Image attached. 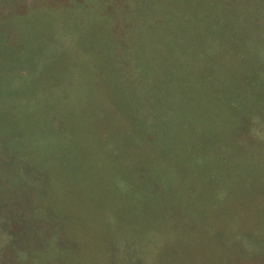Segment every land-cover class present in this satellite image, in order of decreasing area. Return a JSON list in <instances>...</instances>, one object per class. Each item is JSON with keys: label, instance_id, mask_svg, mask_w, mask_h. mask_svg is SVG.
I'll list each match as a JSON object with an SVG mask.
<instances>
[{"label": "rangeland", "instance_id": "rangeland-1", "mask_svg": "<svg viewBox=\"0 0 264 264\" xmlns=\"http://www.w3.org/2000/svg\"><path fill=\"white\" fill-rule=\"evenodd\" d=\"M129 1L27 0L26 4V0H0V242L5 241L13 257V260H0V264H164L166 261L168 264L170 256L182 262V255L194 254L193 246L198 247L204 236L227 240L225 233L241 226L238 210H245L244 228L263 222L257 232L264 235V217L260 214V211L264 213L262 194H251L250 207L245 208L236 207L233 197L225 204L218 196L212 197L216 207H211V199L206 207L191 208L184 207L182 199V202L172 201L169 206L154 208V213H149L150 207H137L142 165L149 169L150 179L156 180L164 177L168 168L157 169L156 159L145 152L140 154L136 140L133 143L123 140L117 148L108 144L113 135L105 132L112 129L111 110H117L114 99L120 101L119 95L109 92L112 89L108 75L98 71L101 64L98 67L95 63L94 74L81 72L93 65L94 60L89 55L92 49L87 52L75 39L79 33L76 22L85 17L87 7L94 11L89 17L100 19L105 5L111 6L110 13L123 12V15L116 22L109 21L102 38L114 42L113 33L107 32L110 30H115L119 37L133 35L129 15L142 19L134 17L136 12L133 14ZM140 1L134 3L137 10L138 6L142 8V3L138 5ZM160 1L164 6L169 0ZM257 17L261 18L256 23L258 27L245 28L240 34L247 42L225 45V56L216 62L217 69L228 80L231 78L234 85H248L255 73L264 71V60L242 52L245 45L250 49L257 45L264 53V14ZM167 24L168 20L162 19L157 27ZM63 33L66 34L63 38L72 42L71 50L65 43V51L60 49L59 38ZM218 43L221 42H215V48ZM123 46L133 48L130 41ZM129 50L126 56L130 55ZM62 52L66 54L63 56ZM235 53H243L244 57L236 61ZM229 55L232 60L228 59ZM124 56L120 51L106 65L113 84L125 90L128 87V95L135 97L131 87L141 82L139 77L135 79L136 69L146 66L134 60L136 55ZM232 61L238 65L234 67ZM255 84L245 90L252 98L256 90L264 89V74ZM242 107L239 105L235 111L221 105L216 124L221 130H228L224 134L237 127L238 145L229 147L228 161L255 167L264 164L262 152L260 157L252 154L253 147L264 148V110L249 111L244 105V112L248 113L243 114L239 112ZM98 115L100 121L96 120ZM120 117H114L118 123L114 128L124 137L127 130H134L133 120L121 111ZM103 122H106L105 132L100 135ZM63 129L73 139L65 151L59 146ZM220 135H216L218 141ZM202 143V140L195 142L198 146ZM194 172L181 173V180ZM237 184L232 182L228 188L240 191ZM253 190L251 187L250 191ZM176 191L178 198L183 197L184 185ZM238 199L246 203L243 192L238 193ZM175 203L179 206H173ZM227 207L234 211L235 220L223 213ZM260 216L263 221H259ZM191 219L201 221L192 225ZM194 227L197 229L192 230Z\"/></svg>", "mask_w": 264, "mask_h": 264}, {"label": "trees", "instance_id": "trees-1", "mask_svg": "<svg viewBox=\"0 0 264 264\" xmlns=\"http://www.w3.org/2000/svg\"><path fill=\"white\" fill-rule=\"evenodd\" d=\"M136 1L130 0L129 3L133 5V14L136 12L134 17H141L142 20L134 19L128 14L134 27L133 35L119 37L117 33H114L115 30H110L107 32L113 33L114 42L102 38L101 33L106 32L105 28L109 21L116 22L123 15V12L110 13L111 6L109 8L105 5L106 10L100 19L95 16L89 17L94 14V11L87 7L85 17L79 18L76 22L79 33L75 34V39L87 52L92 49L89 55L94 60V64L82 69L81 72L85 75L87 70L88 73L94 74L95 63H98V67L101 64V69L98 71L108 75L112 89L109 92H117L120 99L118 101L114 96L116 99L113 104L117 110H111L110 128L112 129L105 132L103 126L106 122L99 123L102 129L98 131V134L111 133L113 139L108 144L116 148L123 140L130 143L136 140L140 146V154L145 152L148 157L156 159L157 169L164 166L168 168L167 174L156 180L150 179L152 176L149 169L142 165L139 170L140 202L137 207H150L152 209L149 213H154V208L169 206L173 203L172 201L182 202L183 200L184 207L191 208L195 205L206 207L210 199L211 207H216L212 197L217 198V196L221 197L225 204L230 197H233L236 200V207H250L251 194L264 195V164L244 167V164L239 165L235 161L231 164L228 161L226 157L229 147L238 145L239 137L235 132L237 127L232 128L230 134H224L228 130H221L216 124L219 123L217 113L221 105L235 111L239 110V105H243V110L240 108L239 111L243 114L248 113L244 112V105L249 111L264 110V89L260 87L256 90L253 94L254 98L245 91L258 83L264 71L255 73L248 85L240 83L234 85L231 78L228 80L224 72L217 69L216 62H221L225 56L224 52L227 51L225 45L237 43L239 46V43L247 42L240 34L245 31V28L258 27L256 23L261 18L257 15L264 14V0H244L243 2L242 0H169L164 6L160 5V0H141L138 5L142 3V8L138 6V10L135 9L136 4L134 5ZM242 5L249 7L243 9L238 7ZM27 7L23 11H26ZM162 19L168 20L169 24L166 27H157ZM136 21L142 22L140 24ZM12 26L17 27L14 24ZM64 35L66 34H61L59 38L60 49L65 51V44H68L71 50L72 42L68 43L63 38ZM71 35L74 36L72 33ZM127 41L133 45L131 50L123 46V43ZM219 41L223 44L218 43V47L215 48V42ZM107 44L111 47L108 48ZM252 48L245 45L242 52H250L257 56L252 57L260 61L264 60V53H261L260 47L256 45ZM128 50L130 55L126 56ZM120 51L125 53L126 58L136 55L134 60L142 63L143 67L146 66L144 69H136L135 79L138 80L139 77L141 82L131 87L130 92L133 91L135 97L132 94L128 95V87L125 90L113 84L109 67L106 65L109 60H115ZM234 51L236 52L235 48ZM62 54L64 56L66 53L62 52ZM235 54L236 61L244 57L243 53ZM228 59L232 60L230 55ZM232 63L233 66L238 65L233 61ZM94 90L95 88L91 89V91ZM238 98H241L242 102ZM235 101L237 105L234 104ZM120 111L124 112L126 117L132 118L131 123L134 126L133 131L125 127L127 131L124 137L120 136L114 128L118 124L114 117L119 118ZM99 117L100 115L96 117L97 121H100ZM236 122L239 123V120ZM217 134H221L219 141ZM72 140V137L69 134L66 135L63 129L59 136L61 151L69 150ZM199 140L203 141L201 146L195 144ZM260 152L264 154V148H252V154L260 157ZM153 170L156 171L155 167ZM189 171L195 172L181 180L183 177L181 173H189ZM175 172L179 174L176 175ZM243 175L246 176L244 179L237 178ZM232 182H237L236 189L241 188V190L233 192L230 187L228 188ZM183 185V197L178 198L179 193L176 189ZM251 187L254 188L252 192ZM240 192H243L246 203H242L240 199L237 200ZM215 203L221 207L219 202ZM173 206L179 205L175 203ZM228 207L223 209V213L235 220L234 211ZM238 212L241 226L235 227L232 233H225L228 235L227 240H218L213 235L211 238L204 236L201 244L198 245L199 248L196 245L193 246L192 250L196 251L194 254L187 252V249L183 247L182 249L190 254L182 255V262L170 256L168 264H174L176 261L175 264H196V261L202 264H264V235L261 236L257 232L261 229L260 224L263 222H258L252 228L251 226L244 228L245 222L242 223V220L246 216L245 210L242 212L238 210ZM260 214L264 217L263 212L260 211ZM200 221L191 219L190 224L196 225ZM259 221H263V218ZM4 243L0 244V260L5 261L11 258L13 260L11 252ZM137 251L139 252L138 246Z\"/></svg>", "mask_w": 264, "mask_h": 264}]
</instances>
